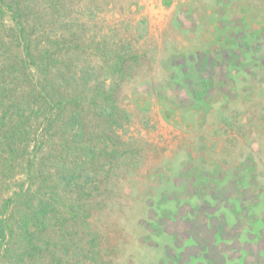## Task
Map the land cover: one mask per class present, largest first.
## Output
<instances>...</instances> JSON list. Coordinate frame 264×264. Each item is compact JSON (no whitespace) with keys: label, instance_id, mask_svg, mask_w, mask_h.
<instances>
[{"label":"rangeland","instance_id":"374dc122","mask_svg":"<svg viewBox=\"0 0 264 264\" xmlns=\"http://www.w3.org/2000/svg\"><path fill=\"white\" fill-rule=\"evenodd\" d=\"M167 1L37 0L26 17L33 47L55 44L71 75L86 71L83 80L113 89L119 111L120 125H105L92 96L80 98L81 140L101 148L102 159L71 190L63 187V166L82 156L66 148L58 128L42 132L33 123L16 162L0 166L1 212L39 146L30 184L45 185L48 197L57 186L61 208L51 224L61 245L73 243L55 252L70 264H264V0ZM1 33L16 42L14 31ZM247 47L263 52L258 66L244 63ZM226 48L236 50L234 66ZM186 54L200 57L192 70ZM182 64L186 78L178 74ZM193 69L210 85L189 95L182 83ZM220 108L232 125L218 121ZM203 161L211 181L232 171L236 179L207 182L205 191L221 201L203 194L205 205L194 209L200 199H186ZM0 264L10 261L0 254ZM42 264H52L50 254Z\"/></svg>","mask_w":264,"mask_h":264},{"label":"trees","instance_id":"16d2710c","mask_svg":"<svg viewBox=\"0 0 264 264\" xmlns=\"http://www.w3.org/2000/svg\"><path fill=\"white\" fill-rule=\"evenodd\" d=\"M36 1L0 0V148L3 151L0 154V166L3 169H9L10 164L16 162V151L19 146L27 145L26 137L33 129V123H38L39 130L42 127V132H51L54 128H58L60 132L62 131L66 148L77 151L82 156L80 158L81 163L75 162L72 165L65 164L63 166L64 176L61 181L65 184L64 188L71 190L74 187V181L80 174L86 172L89 165H94L96 161L99 162L102 159L101 153L98 154L101 148L84 144L81 140L85 134L86 125L83 113L78 107L80 98L92 96L96 104L95 107L100 110L105 125L119 126V111L113 101V89L93 85L94 82L98 81L94 78L83 80L86 71H83L80 77L76 73L71 75V70L63 64L64 59H61V53L53 51L55 44L54 46L44 45L42 49L39 46L33 47L34 41L27 34L28 19L26 17H28V12L33 8V4H36ZM166 3H168L167 0ZM2 28L14 31L16 42L11 37L3 35L1 33ZM226 49L230 54L227 59L234 66L237 63L236 50L233 48ZM245 51H251L252 56L251 59L243 56L244 63L253 62L255 66H258L262 60L263 52L261 53L251 47H247L242 53ZM192 55H185L191 70L200 59L198 55ZM123 59V56H119L115 61L116 71H120L121 66H123ZM186 67H188L186 64L179 66L180 72L178 74L183 78L187 77V72L183 71V68ZM193 71L194 75L190 79L191 82L182 83V87L190 92L189 95H193L190 89L194 86L206 88L210 85L200 81L201 70L193 69ZM6 72H9L8 75L11 78L5 76ZM89 74L92 75L91 72ZM63 77L67 79H63ZM94 87L96 92L93 90ZM193 92L196 95L199 94V90ZM202 99H198V101ZM227 112L228 110L220 108L215 113H217L218 121L229 126L232 125V119ZM26 127L29 128L26 129ZM34 148L35 151L30 159L31 163L24 168L25 181L19 189L12 191L10 196L3 198L0 212V254L3 258L9 259L10 264H42L46 253L51 255L52 264H70L65 257H61L55 252L62 246L67 250L73 243L61 245L59 242L61 239L58 236L59 231L51 224L55 218L59 217L58 210L61 208L59 200L53 196L60 195L57 186L50 188L48 192L53 195L48 197V194L44 192L45 185L40 184L38 189L33 190L30 184L32 167H34L33 160L35 157L37 158L36 152L39 150V146L35 145ZM114 151L115 149H112L110 152L114 154L116 153ZM248 159L247 163H250ZM200 165L203 172L201 174L199 169L192 171V175L198 174L192 180L195 190L186 200L189 201L190 197L196 196L201 202L203 194H206L210 201H221L215 193L206 192L204 186L207 182L218 185L229 174L227 173L226 177L225 173L224 176L220 177L219 174L214 175L211 181V175L205 174L204 161ZM215 168V171L219 172V167ZM252 173L257 175L256 170ZM231 174L229 177L233 176V179H236V173L232 171ZM248 174L251 175V173ZM236 176L241 177L240 175ZM256 179L260 180L258 176ZM253 181L252 184L255 185ZM41 182L43 181L41 180ZM263 187V183H260L262 193L264 192ZM244 204L247 209H250L247 201ZM204 205V202H201V205L192 202L191 208L196 209V207ZM238 209L236 208V214ZM52 231L56 234L53 240L52 235H50ZM62 231H65L64 226Z\"/></svg>","mask_w":264,"mask_h":264}]
</instances>
